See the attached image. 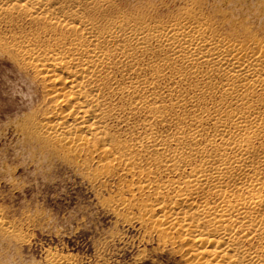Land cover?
Returning a JSON list of instances; mask_svg holds the SVG:
<instances>
[{
    "label": "rangeland",
    "instance_id": "1",
    "mask_svg": "<svg viewBox=\"0 0 264 264\" xmlns=\"http://www.w3.org/2000/svg\"><path fill=\"white\" fill-rule=\"evenodd\" d=\"M82 9L86 19L97 27L107 28L108 21L120 18L127 27L151 31H164L173 25H199L212 38L248 50L264 43V0H84ZM28 24L21 23V30L27 29ZM7 33L10 34L2 27L1 41ZM127 50L135 57L123 60V68H113L115 79L111 89L104 90V102L111 111L106 120L107 133L114 136L115 143L123 146L127 142L135 147L140 141L148 147L153 140L161 139L177 149L171 134L184 128L186 138L187 132L195 128L193 114L203 119L201 129L205 134L214 132L212 119L221 118L229 135L253 153L257 172L264 174V160L257 157L264 151V131L236 121L240 113L247 111L264 121V93L228 95L225 82L196 78L183 68L179 72L184 80H180L163 55L152 58L135 53L131 47ZM133 66L138 68L137 72ZM201 67L208 69L209 64L204 62ZM38 78L34 70H24L9 56L0 55V264H56V259L70 264H185L179 254L160 245V237L152 231L147 218H142L161 199L150 191L138 190L150 169L152 181L164 183L178 177L163 168L156 170L155 153L140 149L139 145L132 151L142 156L139 163L145 174L136 171L131 175L123 173V167L117 164L108 167L104 156H92L91 145L78 157L61 145L55 143L53 148L47 144L42 132L29 125L44 120L53 101L46 95L47 83ZM135 80L148 83L139 94L155 97V111L168 117L169 124H147L150 109H133L138 100L135 95L139 94L132 88L122 93L120 88ZM179 100L182 109L176 107ZM178 118L181 124L176 122ZM32 130L36 132L34 136ZM226 145L219 144L222 148ZM179 149L187 152L185 148Z\"/></svg>",
    "mask_w": 264,
    "mask_h": 264
},
{
    "label": "bare ground",
    "instance_id": "2",
    "mask_svg": "<svg viewBox=\"0 0 264 264\" xmlns=\"http://www.w3.org/2000/svg\"><path fill=\"white\" fill-rule=\"evenodd\" d=\"M83 2L0 0V30L3 27L10 33H7L9 37L0 40V55L9 56L24 70H34L37 78L47 83L49 92L46 95L53 99L44 120L34 121L36 125L29 122V125L42 132V140L53 148L56 144L61 145L79 157L87 149L85 147L91 145L92 156H104L108 167L117 164L123 167V173L131 175L136 171L145 174L139 163L142 156L135 155L133 148L139 145L140 149L154 152V168H163L178 177L162 180L164 183L152 181L149 177L152 169L148 170V166L147 180L145 178L138 188L140 192L150 191L161 199L154 209H145L142 215L160 237V245L179 254L185 264H264V174L257 172L253 153L229 135L224 121L211 117L214 132L205 134L201 129L203 119L193 114V123L190 122L195 128L187 132L186 138L184 128L169 136L176 142L177 149L161 139L153 140L148 147L140 141L135 147L127 142L121 146L107 133L106 120L111 111L104 102V90L111 89V81L115 79L113 68H123V60L129 61L134 56L128 47L143 56L163 55V60L174 68L180 80H184L179 72L183 68L196 78H217L225 82L228 95L264 93V43L257 44L255 50H248L212 38L199 25H173L164 31H151L127 27L120 18L108 21L107 28L97 27L86 19ZM25 21L29 22L28 31L20 27ZM204 62L209 64L208 69L201 67ZM133 68L138 71L137 67ZM140 82H128L129 85L122 86L120 91L123 93L124 89L132 88L136 93H142L148 83ZM135 96L138 98L135 108L128 104L137 111L150 109L147 124L169 122L168 117L155 111V97L145 93ZM176 107L182 109L181 100ZM236 121L239 125L249 124L253 129L264 131V121L250 111L240 113ZM176 122L182 123L179 118ZM32 131L34 136L35 131ZM249 140L253 138L249 137ZM220 143L227 145L222 148ZM179 148H185L187 152ZM257 157L264 160V151ZM166 194H172V197ZM142 222L146 224L143 219ZM55 262L70 264L64 259Z\"/></svg>",
    "mask_w": 264,
    "mask_h": 264
}]
</instances>
